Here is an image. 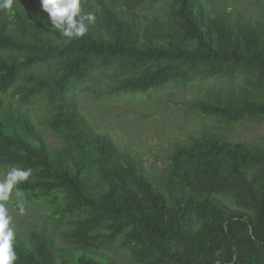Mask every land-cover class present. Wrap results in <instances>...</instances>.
<instances>
[{"label": "trees", "instance_id": "obj_1", "mask_svg": "<svg viewBox=\"0 0 264 264\" xmlns=\"http://www.w3.org/2000/svg\"><path fill=\"white\" fill-rule=\"evenodd\" d=\"M222 3L82 0L96 19L71 41L50 28L39 0L0 9V169L31 168L15 192L51 206V228L16 238V264H117L108 250L134 264H264V139L191 135L150 172L78 102L92 89L150 96L207 80L228 90L193 102L198 114L227 130L264 121V19ZM33 103L58 147L25 109Z\"/></svg>", "mask_w": 264, "mask_h": 264}, {"label": "rangeland", "instance_id": "obj_2", "mask_svg": "<svg viewBox=\"0 0 264 264\" xmlns=\"http://www.w3.org/2000/svg\"><path fill=\"white\" fill-rule=\"evenodd\" d=\"M227 1L229 10H238L254 19H264V0ZM205 2L214 9L221 8L223 4L222 0ZM225 88L216 82L200 80L186 87L170 85L150 96L138 94L137 97L112 98L98 96L97 92L100 90L92 89L81 98L79 96L78 102L82 113L96 130L111 136L122 150H131L137 154L150 172L157 173L163 167L165 156L174 142L186 141L191 135L199 136L209 131L226 133L233 139L246 141L251 145L264 139V121H247L237 124L233 130H227L222 124L198 114L192 108V103L196 100L222 95V91L228 90ZM25 107L42 136L50 145L58 147L60 141L49 131L43 120V106L33 103ZM9 170L10 168L0 169V179ZM20 204H23V214L19 212ZM50 209L51 206L45 202H26L21 194L14 191L8 202V210L13 217L16 238L28 240L29 228L32 226L51 228V221L47 218ZM104 254L114 257L117 264H134L124 250L117 253L108 250Z\"/></svg>", "mask_w": 264, "mask_h": 264}, {"label": "clouds", "instance_id": "obj_3", "mask_svg": "<svg viewBox=\"0 0 264 264\" xmlns=\"http://www.w3.org/2000/svg\"><path fill=\"white\" fill-rule=\"evenodd\" d=\"M16 0H0V9L6 13L14 12ZM46 21L50 28L67 38L69 41L86 37L89 26L95 22L92 12L84 13L82 0H39ZM32 176L31 168L12 167L3 179H0V264H16L18 260L14 245L16 234L13 227V217L9 214L8 202L14 191H19V185ZM23 204L19 212L23 214Z\"/></svg>", "mask_w": 264, "mask_h": 264}]
</instances>
